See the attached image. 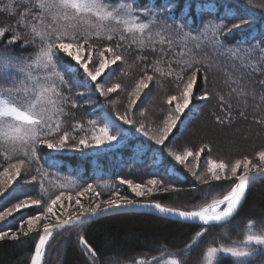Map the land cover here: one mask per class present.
Listing matches in <instances>:
<instances>
[{
	"label": "trees",
	"instance_id": "trees-1",
	"mask_svg": "<svg viewBox=\"0 0 264 264\" xmlns=\"http://www.w3.org/2000/svg\"><path fill=\"white\" fill-rule=\"evenodd\" d=\"M104 2L116 5L120 0H104ZM165 4H170L172 11L164 12L163 22L171 24L173 28L177 23L182 24L184 31L189 35L186 39L173 34L176 40L174 50L186 52L187 49H192L193 58L202 61L198 65L201 72L197 73L191 104L184 113L180 114L176 128L165 142L167 147L155 144L137 129L143 123L151 135L157 127L162 126V121L168 115L175 116L172 109L176 101L170 105L167 99L175 95L180 101L182 85L177 86L178 81L175 77H160L157 74L149 88L140 93L136 104L129 108L130 94L143 75L145 62L137 60L139 51L135 45L126 51L121 49L125 61L111 66L116 70L111 73V80L108 82V86L119 83L121 88L116 93L103 97L72 85V91L68 92L65 89L64 95L75 100L77 107H66L67 115L62 116L61 119L64 128L70 133L74 124H83L87 128L89 120L97 119L102 126L104 123L102 117L110 116L116 119L117 114L127 113L135 123L126 125L117 120L122 126L123 138L115 147L101 146L99 149H89L84 152L66 149L49 156L52 150L40 145L37 147L39 165L35 161L26 162L21 176L12 185L0 182V192L3 193V196H0V208L4 205L10 207L12 203L19 202L17 197L25 199L30 195L31 199L41 201L39 206L14 212L12 216L0 221V228L9 231V235L0 240V264H29L43 227L36 228L28 235L21 234L16 239L12 238L11 233H16L21 226H25L30 216L42 214L41 209L46 210L50 200L61 192H64V196L61 197L62 202L60 201L58 206L61 215L65 216L64 219L75 212L73 204L77 200H82L85 203L84 207L94 206L97 198L91 192H83L88 184H92L95 191L101 192L99 198L101 200L118 191L133 200L159 202L164 206L182 210L190 209L192 207L190 202L200 203L205 199L210 201L213 197L222 198L232 185L230 180L210 181L209 184H203L191 174V171H195L197 176L204 175L206 179H210L207 174L210 161H222L231 165L235 160L247 157L253 164L258 163V153L264 151V124L261 123L264 120V102L260 101V96L264 95V87L256 81L264 79V75L257 72L242 82L254 88L257 94L255 102L249 98L245 107L235 94L229 98V88L225 84V70L232 71L234 63L239 66V61L227 54V46L247 49L253 44H260L264 47V15H262L264 0H251L250 5L248 0H139V5H152L157 10H162ZM6 6L7 0H0V8ZM136 6L134 4V7ZM14 7L17 14L23 10L19 4H15ZM233 15L243 16L248 23L242 30L225 36L216 29V25L230 27L232 23L238 22V19H232ZM16 18L17 15L0 11V27L14 24ZM224 31L226 32L227 29ZM213 32H217L225 48H214L209 43ZM242 41L247 42L242 43ZM94 43L106 45L109 42L95 40ZM0 51L30 60L37 49L31 44L21 47L20 42L4 48L3 39H0ZM145 54L149 56V63L157 58L155 54ZM171 55L169 53V57ZM253 55L257 59L252 62L259 67V58L264 57V52L257 48ZM187 58L185 56V59ZM173 67L179 72L175 64ZM149 74H152L151 70ZM189 74L190 72L185 73V78ZM205 75L207 83L203 79ZM65 77L70 82L84 79L75 69L72 73L66 72ZM19 78L17 76V79ZM205 90L207 99H198ZM78 92L84 94L79 95ZM217 94L223 95L229 101L232 105L231 110L222 106ZM241 111L244 115H240ZM112 131L115 133L116 129L113 128ZM74 135L79 136L80 133L77 131ZM205 146L207 147L199 154L198 160L193 157L188 158L187 167L175 162L168 152L170 148L180 154L184 151H192L195 155ZM4 155L3 150H0V181L5 179L2 176V169L7 167L9 162L3 158ZM8 155L12 157L11 163L24 158L21 153ZM41 165L42 171H47V177L42 178L37 175L35 169ZM33 175H37L35 181L31 179ZM122 178L132 179L141 184H147V181L153 178L163 179L166 184H172L183 190L179 192L156 190L144 197H135L127 185L120 184ZM70 181H75V184ZM13 188L16 191L13 192ZM203 193H207V196ZM68 195L72 196L71 201L67 199ZM249 220L255 222L254 231H259L264 226V177L251 184L239 214L230 223L210 227L202 237L195 236L201 228L192 223L143 212L109 214L54 233L46 247L42 264H170V261L176 258L181 259L182 264H202V254L209 244L215 245L217 242L227 244L242 240ZM44 222L41 220L39 225H43ZM82 239L87 242L91 251L81 243ZM182 252L184 255H180ZM251 259L252 264H264V255ZM220 264H232V261L223 259Z\"/></svg>",
	"mask_w": 264,
	"mask_h": 264
},
{
	"label": "snow or ice",
	"instance_id": "snow-or-ice-1",
	"mask_svg": "<svg viewBox=\"0 0 264 264\" xmlns=\"http://www.w3.org/2000/svg\"><path fill=\"white\" fill-rule=\"evenodd\" d=\"M248 3L250 5L251 0H248ZM15 4H19L23 8L18 14L14 7ZM134 4L137 6L134 7ZM0 11L17 15L14 24L0 27V39H3V47L7 48L20 42L21 47L31 44L35 45L37 49L30 60L28 58L20 59L13 53L0 51V150L5 153L3 158L9 161L7 167L2 169V176L5 179L0 182L12 185L21 176L26 162L35 161L39 165L40 157L37 154V147L40 145H45L48 150H52L49 152V156H51L66 149L84 152L89 149H99L101 146L115 147L121 142L123 129L117 120L126 125L135 123L127 113L117 114L116 119H112L110 116L102 117L101 119L104 121L102 126L97 119H91L87 122V128L83 124L77 123L72 125L71 133L67 131L61 117L67 115L66 107L76 108L77 105L70 96L64 95V90L67 89L68 92H71L72 85H75L77 89L83 88L89 93H98L103 97L116 93L121 88L119 83L108 86L111 73L116 70L111 66L117 65V62H124L125 56L121 49L126 51L133 45L139 51L137 60L145 63L143 75L130 94L129 108L136 104L140 93L149 88L157 74L160 77H175L178 81L177 86L182 85L180 101L175 95L169 96L167 99V103L170 105L176 101L174 109H172L176 113L175 116L168 115L162 121V126L157 127L151 135L143 123L137 129L155 144L167 147L165 142L168 140L169 134L176 128L180 114L184 113L191 104L197 73L201 72L198 65L202 63V61L193 58L192 49H187L186 52L174 50L176 40L173 38V34L186 39L189 38V35L184 31L182 24L177 23L173 28L171 24L163 22L164 12L172 11L170 4H165L162 10H157L152 5H139V0H130V2L129 0H120L116 5L107 4L104 0H7V6L0 8ZM232 19H238V22L232 23L230 27L216 25V29L227 36L234 31L242 30L248 23L243 16L233 15ZM225 29H227L226 32ZM95 40L108 41L109 43L97 45L94 43ZM246 42L242 41V43ZM209 43L214 48H225L217 32L212 33ZM257 48L264 52V47H261L260 44H253L247 49L226 47L227 54L239 61V66L233 64L232 71L225 70V84L229 88L228 95L231 98L235 94L245 107L249 98L255 102L257 94L254 88L242 82L257 72L264 75V57L259 58V67L252 62L257 59L253 55ZM145 53L155 54L157 58L149 63V56ZM169 53L172 54L171 57H169ZM185 56L188 58L185 59ZM174 64L179 68V72L177 68L173 67ZM73 69L81 73L84 79H75L70 82L65 77V73H72ZM149 70L152 74H149ZM189 72L190 74L185 78L184 74ZM17 76L20 78L17 79ZM101 77L104 79H100ZM203 79L207 83L206 75ZM256 83L264 87V79L256 81ZM77 94L83 95L84 93L78 92ZM217 96L222 106L231 110L232 105L229 101L223 95L217 94ZM198 99L206 100L207 91L205 90ZM260 101L264 102V95L260 96ZM240 115H244L243 111L240 112ZM229 122L231 121L229 120ZM261 123L264 124V120ZM113 128L116 129L115 133L112 131ZM77 131L80 133L79 136L74 135ZM206 147H201L195 155L192 151H184L183 154H180L170 148L168 152L175 162L187 167L188 158L193 157L198 160L199 154L204 152ZM9 153L13 155L21 153L24 158L11 163L12 157L8 155ZM35 171L42 178L48 175L47 171H42V165L38 166ZM250 173L252 174L250 175ZM191 174L203 184H209L210 181L230 180L232 185L222 198L213 197L210 201L205 199L200 203L190 202L192 207L182 210L177 207L164 206L159 202L136 205L128 199L127 195H121L118 191L109 194L107 199L101 200L99 199L101 192L95 191L93 185L88 184L83 192H91L97 198L94 206L80 205L84 213L82 218L72 219L73 213L60 223L52 225L48 222L52 216L59 220L54 208L64 196V192H61L50 200L46 210L41 209L42 214L32 215L26 221L28 231L24 232V235L35 231L41 220L45 221L43 234L39 236V243L35 248V256L32 258L31 264H41L44 246L53 230L59 231L65 230L67 227L80 226L90 217L118 211L121 208L151 207L161 214L177 217L185 222L197 223L202 231L195 233V236L202 237L210 227L230 223L239 214L250 183L257 178L264 177V151L258 153V163L256 164H253L247 157L237 159L231 165L222 161L219 163L210 161L207 167L210 179H206L204 175L197 176L195 171H191ZM37 175H33L31 179L35 181ZM119 182L121 185H127L135 197H144L156 190L164 192L183 190L172 184H166L163 179L156 178L149 179L147 184L123 178ZM70 183L75 184V181H70ZM41 187H43L42 183ZM12 191L14 192L16 189L13 188ZM203 195L207 196V193H203ZM0 196H3L2 192H0ZM17 199L19 202L12 203L10 207L4 205L0 208V221L12 216L14 212L41 204L39 199H31L30 195L29 198L19 199L17 197ZM67 199L71 201L72 196L68 195ZM76 203L79 205L80 201L77 200ZM101 204L106 205L102 211H100ZM61 207H63L62 204ZM254 228L255 222L249 220L242 240L231 241L227 244L223 242H217L215 245L209 244L202 254V264H220L223 259H230L232 264H252L251 258L264 255V226L259 231H254ZM8 235L9 231L0 228V240ZM11 235L13 239L18 238L15 232H12ZM81 243L91 251L86 241L82 239ZM180 255H184V253L182 252ZM170 264H182V260L172 259Z\"/></svg>",
	"mask_w": 264,
	"mask_h": 264
},
{
	"label": "water",
	"instance_id": "water-1",
	"mask_svg": "<svg viewBox=\"0 0 264 264\" xmlns=\"http://www.w3.org/2000/svg\"><path fill=\"white\" fill-rule=\"evenodd\" d=\"M254 172H255V170H254ZM251 174H252V173H250V175H251ZM260 178H262V177H260ZM260 178H257L256 180H258V179H260ZM256 180H255V181H256ZM255 181H254V182H255ZM252 183H253V182L250 183V185H249V187H248V189H247V192H246V196H245V198L247 197L248 191H249L250 186H251ZM244 200H245V199H244ZM132 201H133L134 204H136V205H145V204L156 203V202H153V201H146V200H132ZM243 202H244V201H243ZM105 207H106V205H102L100 211H102ZM122 212H143V213H150V214H155V215H159V216L167 217V218H170V219H173V220H177V221L185 222V221H183V220H180V219L177 218V217H172V216H168V215H165V214H161V213H159L157 210H155L154 208H151V207H130V208H121V209H119L118 211H110V212H108V213H106V214H103V215H99V216H95V217H90L88 220H86L85 223H88V222H91V221L97 220V219H99V218H101V217H103V216L109 215V214L122 213ZM83 215H84V213H78V214H75L74 216H72V219L75 220L77 217H81V218H82ZM58 223H60V221L51 222L52 225H56V224H58ZM185 223H192V224H196V225H198L197 223H193V222H185ZM201 231H202V230H201ZM56 232H57V230H53L52 235L49 237L48 242L45 244L44 249H43V256H44V253H45L46 247H47V245H48V243H49L51 237H52L53 234L56 233ZM42 234H43V231H42L41 235H42ZM83 241H85V240H83ZM38 243H39V239H38V241H37L36 246L38 245ZM35 248H36V247H35ZM34 256H35V249H34V252H33L32 258H33ZM32 258H31L29 264H31ZM42 259H43V257H42Z\"/></svg>",
	"mask_w": 264,
	"mask_h": 264
},
{
	"label": "rangeland",
	"instance_id": "rangeland-1",
	"mask_svg": "<svg viewBox=\"0 0 264 264\" xmlns=\"http://www.w3.org/2000/svg\"><path fill=\"white\" fill-rule=\"evenodd\" d=\"M174 106H175V103H174ZM176 114V113H175ZM220 162V161H219ZM219 162H217V163H219ZM128 199L129 200H132V198H129L128 197ZM61 202H62V200H61ZM60 203V201H58V203H57V205L55 206V208H54V211L56 212V215L57 216H59V220H57L54 216H52L51 218H50V220L48 221L49 223H51V222H56V221H61V220H64V218L63 217H65L64 215H61V211H60V209H59V206H58V204ZM84 202L82 201V200H80V204L78 205L77 203H74L73 204V207H74V209H75V212H74V215L75 214H78V213H83V209L80 207V205H83L84 206ZM102 205H104V204H101V206ZM45 223V222H44ZM43 227V225H38L37 226V229L38 228H42ZM28 231V226H27V223H26V225L25 226H23L22 227V230H21V228L16 232V234H17V236H20L21 234H23L24 232H27Z\"/></svg>",
	"mask_w": 264,
	"mask_h": 264
},
{
	"label": "bare ground",
	"instance_id": "bare-ground-1",
	"mask_svg": "<svg viewBox=\"0 0 264 264\" xmlns=\"http://www.w3.org/2000/svg\"><path fill=\"white\" fill-rule=\"evenodd\" d=\"M41 264H42V260H41Z\"/></svg>",
	"mask_w": 264,
	"mask_h": 264
}]
</instances>
